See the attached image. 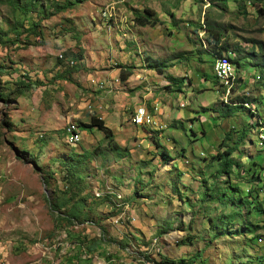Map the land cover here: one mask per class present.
<instances>
[{
	"label": "rangeland",
	"instance_id": "374dc122",
	"mask_svg": "<svg viewBox=\"0 0 264 264\" xmlns=\"http://www.w3.org/2000/svg\"><path fill=\"white\" fill-rule=\"evenodd\" d=\"M263 67L264 0H0V264H264Z\"/></svg>",
	"mask_w": 264,
	"mask_h": 264
},
{
	"label": "trees",
	"instance_id": "16d2710c",
	"mask_svg": "<svg viewBox=\"0 0 264 264\" xmlns=\"http://www.w3.org/2000/svg\"><path fill=\"white\" fill-rule=\"evenodd\" d=\"M21 15L23 16V11H21ZM145 15L146 16L137 15L134 18V20L136 21V23L140 27L153 26V22H150L148 20L149 19L148 17L150 15L149 14H146V13H145ZM30 25L32 27H35L34 25L31 24V22H30ZM200 29H201V31H203L206 34V37H205L204 41H205V43L207 45H210V44L213 43L215 46H219V40H220V37H221V30L216 29V28H211L210 26H203ZM223 51H225V49L222 48L221 46H219V51L215 52V59H214V61L217 60V59H227L231 63V65H232V63L235 64V65H238V62L237 61H232L229 58L228 55H225V54H222L221 55V53ZM225 57H227V58H225ZM214 61H212L213 64H214ZM149 67H150V69L154 70L158 74L161 73L162 68H163V66L161 64H159V63H157L155 61H152L151 64L149 65ZM232 67H233V65H232ZM237 69H238V67H237ZM263 71H264V67H263ZM233 73H234V68H233ZM213 78L216 79L215 76H213ZM255 78H257V79H255ZM121 79L122 80H125V77H122ZM253 79L254 80H259L260 77L258 75H255L253 77ZM234 80H235V74H234V79L232 81V85H231V87L229 89V96L226 98V101L225 102H227V100H229V97H230V94H231V91H232V86H233ZM218 87H219V90L221 91V93H223L224 89L222 88V85L219 84ZM221 93H220V96H221ZM245 101L246 100L244 98H239L238 99V103H239V105H242V106H238V107H240L242 109H246L247 112L249 113V115L251 117H254L256 119V121H257V123L259 125V135H260V140L258 139L259 140V145L264 148V136L261 134V131L264 128V119H261L260 116L258 115L256 106H255V103H249V104H247V102H245ZM247 105H250V106H247ZM233 107L236 108V106H233ZM227 109L230 111V108H227ZM228 113L229 112H223L224 116L228 115ZM81 126L83 128L90 129V130L95 129L97 131L102 132L105 135V137H108L109 139L111 138V134H110L109 130L107 128H105L103 126L102 121L99 120V119H97V118H93L92 117V118H90V121H89V124L88 125H81ZM76 131L79 132L78 130H76ZM65 134H67L66 129H65ZM259 135H258V137H259ZM69 138H70V136H69ZM71 144L73 145L74 143L71 142ZM250 144H251V141H250ZM233 149L234 148H227L226 150H224L222 152L221 155H223L225 157V159H227L230 156V154L232 153ZM225 159L224 160H223V158H222V160L221 159H218V160H221L222 161V168L223 169L228 166V163H226ZM220 173H224V174L226 173L227 175H229V170H220ZM248 194H249V192H247L246 195H244V194L241 195V192H239L238 196L240 195L241 196L240 199L243 200V201H245V198L248 196ZM92 250H94V248L91 245H89V246L86 245L85 246V251H86L87 254H89ZM199 257H200V255L197 254V255L192 256V259H190V260H186V261L179 260L178 263H176V264H190L193 261H197L199 259ZM75 260L76 259L74 258L73 259V263L75 262ZM109 262H106V263L107 264H111L112 263V262L111 263H109ZM197 263L198 264H201L202 262H197Z\"/></svg>",
	"mask_w": 264,
	"mask_h": 264
},
{
	"label": "bare ground",
	"instance_id": "6f19581e",
	"mask_svg": "<svg viewBox=\"0 0 264 264\" xmlns=\"http://www.w3.org/2000/svg\"><path fill=\"white\" fill-rule=\"evenodd\" d=\"M229 66V72H227V66ZM213 74L219 84L222 85L224 89L222 97L226 99L229 96V89L232 85L234 79L233 67L227 59H217L214 61ZM257 79V78H255ZM130 123L136 126H143L149 124L150 120L145 113V110L141 107L135 109L133 114L130 116ZM65 127H70L67 129V134L71 137L70 140L73 143L80 141V133L75 130L74 127H78L73 122H68ZM73 127V128H72Z\"/></svg>",
	"mask_w": 264,
	"mask_h": 264
},
{
	"label": "built area",
	"instance_id": "2783aa9c",
	"mask_svg": "<svg viewBox=\"0 0 264 264\" xmlns=\"http://www.w3.org/2000/svg\"><path fill=\"white\" fill-rule=\"evenodd\" d=\"M59 57H60V55H59ZM227 66V65H226ZM227 72H229V66H227Z\"/></svg>",
	"mask_w": 264,
	"mask_h": 264
},
{
	"label": "clouds",
	"instance_id": "9594fccd",
	"mask_svg": "<svg viewBox=\"0 0 264 264\" xmlns=\"http://www.w3.org/2000/svg\"><path fill=\"white\" fill-rule=\"evenodd\" d=\"M247 106H250V105H247Z\"/></svg>",
	"mask_w": 264,
	"mask_h": 264
}]
</instances>
